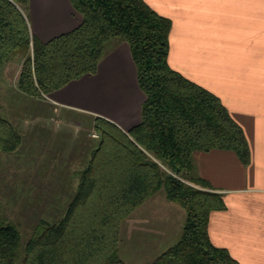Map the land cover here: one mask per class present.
Masks as SVG:
<instances>
[{
	"label": "trees",
	"instance_id": "obj_1",
	"mask_svg": "<svg viewBox=\"0 0 264 264\" xmlns=\"http://www.w3.org/2000/svg\"><path fill=\"white\" fill-rule=\"evenodd\" d=\"M81 15L73 29L42 41L29 29L28 0H0V69L21 61L15 87L41 99L94 74L111 39L125 41L144 94L139 122L126 132L95 116L99 134L63 213L40 219L20 250L16 225L0 217V264H125L119 256L122 221L162 190L185 220L179 239L147 264H238L212 244L209 215L224 207L193 168L194 151H234L244 164L242 128L219 98L173 70L167 61L170 20L144 0H69ZM22 142L0 116V153Z\"/></svg>",
	"mask_w": 264,
	"mask_h": 264
},
{
	"label": "crops",
	"instance_id": "obj_2",
	"mask_svg": "<svg viewBox=\"0 0 264 264\" xmlns=\"http://www.w3.org/2000/svg\"><path fill=\"white\" fill-rule=\"evenodd\" d=\"M144 1L170 20L169 66L216 95L248 143L246 164L231 150L192 154L195 173L224 203L209 215V239L238 264H264V0ZM27 19L31 33L46 41L73 29L82 18L69 0H28ZM143 100L129 46L120 39L108 41L96 73L40 99L53 113L99 116L125 132L139 122ZM150 199L139 206L140 245L155 252L148 262L173 245L185 220L184 209L183 215L166 204L168 211L162 214ZM177 214L169 227L168 220ZM154 219L166 229L161 231L157 221L153 225Z\"/></svg>",
	"mask_w": 264,
	"mask_h": 264
},
{
	"label": "rangeland",
	"instance_id": "obj_3",
	"mask_svg": "<svg viewBox=\"0 0 264 264\" xmlns=\"http://www.w3.org/2000/svg\"><path fill=\"white\" fill-rule=\"evenodd\" d=\"M20 67L21 61L15 58L0 69V116L10 121L22 138L15 151L0 153V217L16 225L23 250L40 219L52 221L63 213L76 185L77 172L86 165L99 134L91 115L65 110L53 113L40 99L19 92L15 83ZM150 198V206L162 214L168 211L164 206L170 204L184 215L182 206L168 201L162 190ZM140 213L137 207L121 223L119 256L125 264H146L155 253L153 248L140 245ZM177 220L178 214L168 220V226ZM162 224L161 231L166 229ZM180 234L181 228L171 243Z\"/></svg>",
	"mask_w": 264,
	"mask_h": 264
}]
</instances>
